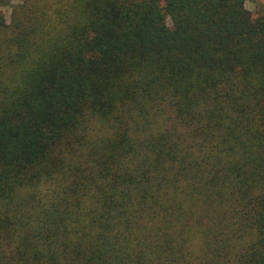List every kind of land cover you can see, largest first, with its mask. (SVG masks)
<instances>
[{"label":"trees","instance_id":"16d2710c","mask_svg":"<svg viewBox=\"0 0 264 264\" xmlns=\"http://www.w3.org/2000/svg\"><path fill=\"white\" fill-rule=\"evenodd\" d=\"M245 3L0 12V264H264V9Z\"/></svg>","mask_w":264,"mask_h":264},{"label":"rangeland","instance_id":"374dc122","mask_svg":"<svg viewBox=\"0 0 264 264\" xmlns=\"http://www.w3.org/2000/svg\"><path fill=\"white\" fill-rule=\"evenodd\" d=\"M9 1V6H0V12L6 16V19L9 18L10 6L19 2V0H7ZM246 8L253 12L256 10L264 9V0H246Z\"/></svg>","mask_w":264,"mask_h":264}]
</instances>
